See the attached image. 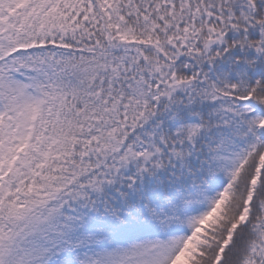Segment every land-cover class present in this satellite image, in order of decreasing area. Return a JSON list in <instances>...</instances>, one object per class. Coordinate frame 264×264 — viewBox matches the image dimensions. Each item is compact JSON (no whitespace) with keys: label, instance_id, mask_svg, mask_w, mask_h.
I'll use <instances>...</instances> for the list:
<instances>
[{"label":"snow or ice","instance_id":"1","mask_svg":"<svg viewBox=\"0 0 264 264\" xmlns=\"http://www.w3.org/2000/svg\"><path fill=\"white\" fill-rule=\"evenodd\" d=\"M0 264H264V0H0Z\"/></svg>","mask_w":264,"mask_h":264}]
</instances>
